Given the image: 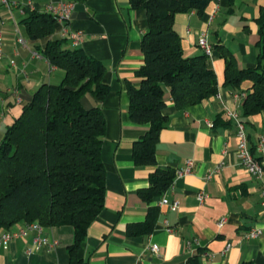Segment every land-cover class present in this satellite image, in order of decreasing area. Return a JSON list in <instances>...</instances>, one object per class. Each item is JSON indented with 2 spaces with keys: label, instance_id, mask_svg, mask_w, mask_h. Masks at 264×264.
Listing matches in <instances>:
<instances>
[{
  "label": "crops",
  "instance_id": "obj_1",
  "mask_svg": "<svg viewBox=\"0 0 264 264\" xmlns=\"http://www.w3.org/2000/svg\"><path fill=\"white\" fill-rule=\"evenodd\" d=\"M8 1L9 7L0 4V143L20 114L24 98L42 84L58 85L63 78L61 70L38 54L44 42L30 41L26 35L21 22L31 12L45 13L52 2L74 4L67 27L81 38L77 43L64 39V47L80 49L104 67L102 81L108 93L99 104L105 122L100 152L105 170L104 203L87 229L79 259L84 264H189L195 257L196 264H264V176L256 179L241 165L234 123L228 117V112L240 114L239 95L246 94L251 84L245 82L238 90L223 87L224 60L218 49H227L239 69L257 66L256 20L264 0H213L202 14L175 15L173 29L181 40L184 57L203 53L197 40L206 34L212 49L207 64L221 99L214 96L179 110L164 87L162 113L167 122L155 146V164L141 167L134 165L132 147L149 125L130 120L127 89L140 84L137 71L144 62L140 42L147 30L145 11L133 10L129 0H30L32 8L25 7L29 0ZM56 25L51 37L61 39V26ZM18 36L24 44L16 42ZM14 94L24 100L18 104ZM84 105L91 108L97 104L85 95ZM244 121L249 144L254 146L264 133L261 116ZM186 160L194 164L190 175L174 177L170 187L150 202L141 198L139 192L149 187V178L156 170L175 173ZM199 193L204 195L202 202L197 199ZM162 197L178 201L177 210L159 207ZM155 207L158 213L152 232L129 234L128 228L143 223L149 208ZM222 219L224 223L218 226ZM257 230L260 234L256 238L246 237ZM41 237L58 244L36 248L35 233L29 232L0 247V264H68L66 248L73 242V229L43 228ZM152 245L158 246L157 253L150 251ZM226 245L231 247L225 252Z\"/></svg>",
  "mask_w": 264,
  "mask_h": 264
},
{
  "label": "trees",
  "instance_id": "obj_2",
  "mask_svg": "<svg viewBox=\"0 0 264 264\" xmlns=\"http://www.w3.org/2000/svg\"><path fill=\"white\" fill-rule=\"evenodd\" d=\"M213 0H129L133 10L146 13L147 30L140 42L143 65L137 71L140 84L129 86L128 113L135 124H148L147 132L133 144L136 167L155 164V146L167 118L164 87L179 110L197 105L217 94V82L204 53L184 57L181 40L173 29L177 14H202ZM30 41L42 40L38 49L48 64L61 70L60 84H42L24 99L20 114L6 129L0 143V234L15 226L37 223L45 229L71 227L74 239L66 250L68 264H84L78 257L88 227L103 208L105 170L101 143L105 122L99 104L108 87L103 65L80 49H67L66 40L51 36L57 25L51 15L31 12L22 22ZM259 40L257 66L239 69L224 47L223 87H251L240 106V118L261 116L264 126V8L256 20ZM85 95L97 104L86 108ZM20 102V103H21ZM254 152V146H251ZM174 171L156 170L149 187L139 192L150 202L172 184ZM158 209L149 208L146 220L128 228L129 234H150ZM189 264H196L191 258Z\"/></svg>",
  "mask_w": 264,
  "mask_h": 264
},
{
  "label": "built area",
  "instance_id": "obj_3",
  "mask_svg": "<svg viewBox=\"0 0 264 264\" xmlns=\"http://www.w3.org/2000/svg\"><path fill=\"white\" fill-rule=\"evenodd\" d=\"M0 4L6 7H9V1L8 0H0ZM17 5V4H13ZM32 3L29 0L26 4V8H32ZM74 10V4L67 3V2H52L46 6L45 13L52 16L55 23L59 24L61 26L60 29V38L70 40L73 43H77L80 38L81 34L76 32H70L67 24L68 21L71 18V14ZM215 15V10L211 13L210 19H212ZM2 22L0 21V26ZM1 28V27H0ZM16 42L19 44H24V41L20 36L17 37ZM197 46L202 50V52L209 56L211 54V46L207 42V36L205 33H202L198 40H197ZM3 55V34L0 29V61L2 59ZM16 102L20 104L21 99L19 98L18 94H14ZM216 98L221 99V95L219 92L215 95ZM245 97V93H241L239 95V98L243 99ZM229 119L234 123L235 127V138L237 141L236 144V153L239 157L241 165L244 167V169L247 171L249 175L256 179H262L264 176V133H261L257 137L256 144L254 145V152L251 151V146L249 144V139L246 134L245 130V124L241 121V118L238 113L236 112H228ZM212 127V125H210ZM194 167L193 161L186 160L184 163L183 168L176 170L174 173V177H182L190 175L192 172V169ZM220 166H218L219 168ZM209 178V176H208ZM262 195L264 198V187L262 190ZM197 199L199 202H202L204 200V195L202 193H199L197 195ZM159 207H167L171 211L177 210L179 203L178 201L174 200L169 202L166 198L162 197L160 201L157 204ZM224 223V220H220L218 223V226H222ZM43 227H41L37 223H31V224H25L19 228L16 229H10L8 231H5L0 234V247H4L6 244H8L10 241H13L15 239H20L25 237L29 232L35 233V238L33 239V244L36 246V248H39L41 246H45L47 248H54L57 246L58 242L56 240H52L49 242L47 239L41 237ZM170 232L171 230H167ZM260 234V231H251L247 234V238H256ZM230 245H226L225 252L230 249ZM150 251L153 253H157L158 246L152 245L150 247Z\"/></svg>",
  "mask_w": 264,
  "mask_h": 264
}]
</instances>
